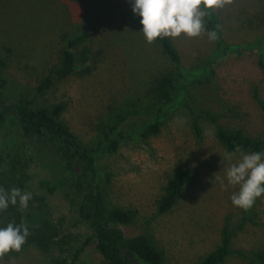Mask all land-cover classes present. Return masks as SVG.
<instances>
[{
    "label": "rangeland",
    "instance_id": "rangeland-1",
    "mask_svg": "<svg viewBox=\"0 0 264 264\" xmlns=\"http://www.w3.org/2000/svg\"><path fill=\"white\" fill-rule=\"evenodd\" d=\"M134 0H0V60L5 68V96H23L38 103L64 101L61 115L81 142L96 147V166L109 206L136 212L127 233H147L159 251L162 264H193L219 244L221 229H236L243 216L247 223L237 230L234 248H264V195L244 211L230 199L239 186L228 185L226 170L242 151L229 152L215 137L213 125L201 111L220 114L228 127L242 128L251 135H264V0H232L214 8L218 39L206 31L196 37L172 38L180 56L170 108L157 112L149 94L153 77L175 68L155 42L148 43L133 23L138 15ZM205 22V20H204ZM87 30V42L95 68L85 65L76 73L54 80L42 96L35 93L39 81L58 61L65 40ZM179 74V75H178ZM158 117L160 132L141 138L132 121L144 124ZM195 118L201 128L191 126ZM118 123L122 132L116 151L103 142L109 127ZM36 145L20 135L9 136L0 126V173L7 172L13 158L17 183L22 192L42 197L50 220L58 226L57 239L64 249L53 246L43 252L24 246L0 264H51L57 257L69 261L82 247L74 264H102L91 227L79 219L78 206L71 205L61 189L48 190L50 170L36 157ZM264 152V151H263ZM184 167L191 179L172 208L157 214L156 200L172 172ZM225 187H221V180ZM45 183V184H43ZM58 239V240H59ZM62 250H65L64 252ZM224 264H249L229 257Z\"/></svg>",
    "mask_w": 264,
    "mask_h": 264
},
{
    "label": "trees",
    "instance_id": "trees-1",
    "mask_svg": "<svg viewBox=\"0 0 264 264\" xmlns=\"http://www.w3.org/2000/svg\"><path fill=\"white\" fill-rule=\"evenodd\" d=\"M206 11L208 13L204 17L206 27L212 31L218 30L214 9ZM140 20L141 17L136 15L133 23L142 31ZM91 37L89 31L82 30L65 40L58 61L50 66L47 74L36 86L37 95H44L54 84V80H62L73 75L79 71L77 68L81 65H85L83 72L86 74L95 68L96 59H91V49L87 46ZM154 42L175 66L174 70H166L153 77L149 88L153 105H157L156 110L160 113L165 108H170L173 102L172 93L180 56L171 37L157 38ZM4 68L5 61L0 60V70ZM6 83V79L0 75V126L4 128L9 138L15 134L20 135L37 146L35 149L37 159L50 170L51 180L45 182L49 185L48 190L61 189L69 203L78 206L79 219L87 222L93 230L102 264H162V252L147 233L141 231L127 233V229L135 223L136 212L108 205L103 192L102 178L96 166L97 148L83 144L61 120L66 103L64 101L38 103L34 98L23 96L12 101L5 96ZM254 98L259 105L264 106L257 92H254ZM200 116L213 125L216 139L227 152L235 153L237 146H240V151L244 153L264 151V135L255 136L246 133L242 128L228 127L220 121V114L201 111ZM130 123L132 128L137 129V134L141 138L157 135L162 125L158 117L144 124L138 121ZM191 126L197 135L201 134V128L195 118L192 119ZM117 129L118 123L113 124L103 136V142L110 152L116 151L119 140L123 137L122 132H116ZM18 163L19 161L13 158L7 172L0 173V187L5 190L13 187L21 189L15 173ZM190 179L191 172L184 167H178L172 172L155 202L157 214H164L172 208ZM22 221L30 232L22 247L33 245L43 252L56 245L64 249L67 241L57 239L58 226L50 220L42 197L31 198L24 210L19 209V204L15 206L10 204L7 210L0 211V228L7 227L9 223L18 225ZM247 223L258 225L254 216H243L236 229H229L224 225L216 248L193 264H224L232 256L249 264H264V248L244 250L233 247V238L237 230L243 229ZM81 251L82 247L78 248L69 261L63 256L53 258L51 264H74ZM16 252L10 251L3 258H9Z\"/></svg>",
    "mask_w": 264,
    "mask_h": 264
},
{
    "label": "clouds",
    "instance_id": "clouds-1",
    "mask_svg": "<svg viewBox=\"0 0 264 264\" xmlns=\"http://www.w3.org/2000/svg\"><path fill=\"white\" fill-rule=\"evenodd\" d=\"M232 0H134L132 10L141 17L142 32L148 43L157 38L179 37L182 33L188 37H196L205 32L204 17L207 9L222 8ZM203 6V7H202ZM208 39H218L215 31L207 32ZM240 152V146L236 147ZM235 153H229V160ZM221 187H225L223 180ZM228 185L239 186L230 199L232 204L244 211L250 210L256 199L264 195V152L242 153L239 160L230 163L226 170ZM32 198L31 192H22L13 187L5 190L0 187V211L8 209L9 205L19 204V209L28 207ZM30 235L28 227L23 221L15 225L9 223L0 228V258L10 252H19Z\"/></svg>",
    "mask_w": 264,
    "mask_h": 264
}]
</instances>
